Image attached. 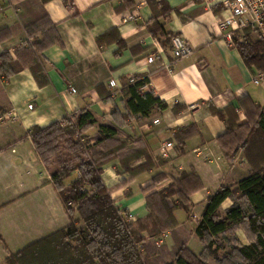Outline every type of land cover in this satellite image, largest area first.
<instances>
[{
	"label": "crops",
	"instance_id": "crops-1",
	"mask_svg": "<svg viewBox=\"0 0 264 264\" xmlns=\"http://www.w3.org/2000/svg\"><path fill=\"white\" fill-rule=\"evenodd\" d=\"M69 1L70 5L62 0H0L5 4L0 54L7 51L14 60L15 52L29 41L44 39L40 55L47 76V83L39 85L26 67L7 80L0 77V244L8 246L5 257L70 222L51 172L25 134L34 125L46 126L84 110L95 120L85 132L87 144L99 140L100 125L113 128L116 140L126 144L119 153L125 164L120 158L106 163L101 178L120 211L144 238V264H176L181 246L200 256L203 245L195 227L207 197L250 170L242 151L228 149L227 137L222 136L228 128L250 126L264 113V88L252 83L263 63L247 64L237 45L230 46L219 36L218 18L225 0L208 5L202 0ZM164 4L171 11L163 15ZM154 17L168 35L184 37L191 54L173 61L169 40L154 37L149 30ZM38 20L43 24L34 28ZM50 26L55 33L48 32ZM251 34L247 32V44L261 42L264 48ZM152 53L155 60L146 63L144 58ZM165 63H170V70ZM131 76L147 79L140 92H151L166 107L153 108L147 116L130 113L124 90ZM110 80L116 81L120 92L112 93ZM30 103L32 109L27 108ZM212 108L220 110L223 118ZM13 109L18 118L4 120L2 115ZM168 137L174 148L164 158L159 149ZM133 153L137 158L131 160ZM141 164L145 165L142 170ZM184 172L195 173L201 182V188L188 196L189 212L173 209L167 219L169 228L151 236L137 225L149 214L146 196L176 183ZM18 174L20 179L15 180ZM156 175L160 177L153 188L143 191ZM7 177L15 181L10 183ZM72 177L64 183L78 173ZM230 204L225 199L220 211ZM236 235L240 243H248L242 230ZM222 251L236 255L237 247ZM213 261L208 257L206 264Z\"/></svg>",
	"mask_w": 264,
	"mask_h": 264
},
{
	"label": "trees",
	"instance_id": "trees-1",
	"mask_svg": "<svg viewBox=\"0 0 264 264\" xmlns=\"http://www.w3.org/2000/svg\"><path fill=\"white\" fill-rule=\"evenodd\" d=\"M40 1L44 3L49 0ZM62 1L70 5L69 0ZM170 11V6L164 4L162 14ZM37 23L34 28L43 24L39 20ZM46 29L48 32L56 31L54 26ZM149 30L154 37L170 40L171 35L164 31L155 17ZM27 35L31 38L29 32ZM100 40L99 38L98 42ZM43 41L44 39L29 41L15 52L17 57L14 60L7 51L2 52L0 77L7 80L11 74L27 67L36 82L45 85L47 76L42 68L40 55L45 45ZM117 42L120 47L123 45L120 39ZM261 44L257 42L247 44L248 46L237 45L247 64L263 63L264 48ZM146 80L142 78L134 84H126L125 104L134 115L147 116L153 108L166 107L151 92H140ZM211 110L223 118L220 110ZM94 123L92 114L84 110L72 116H64L46 126L34 125L26 132L25 137L31 140L44 166L49 168L53 159L59 165V170L52 173L50 179L70 222L65 227L8 254L6 264H144V238L124 218L101 178L102 166L106 163L120 158L123 165L125 164L123 155L119 154L123 149L119 145L122 142L114 137L116 131L109 126H99L100 138L96 146L98 144L102 148L94 151L90 149L89 159L82 158L83 145L73 140V135L78 134L87 144L85 132ZM223 137H227L228 149L234 147L235 153L237 150L242 151L250 170L236 183L222 185L207 197L201 218L195 227V233L203 245V253L196 256L181 246L176 252V264H206V258L210 256L215 264H264V113L260 112L250 126L240 125L235 130L228 128ZM62 143L70 156L65 159L61 157ZM139 167L142 170L145 165L141 164ZM74 170L79 172L78 177L65 184V179ZM157 181L156 175L142 190H151ZM200 188L201 182L195 173H182L176 183L146 196L149 214L144 220L138 221L137 225L148 230L151 236L159 235L169 228L167 219L173 209L181 208L186 213L189 212L188 196ZM227 198L231 200V204L221 212L220 205ZM75 212L77 217L74 216ZM240 228L246 235L247 244L227 236L231 231ZM137 245H140L142 251ZM225 246H236L237 254L225 251L220 256L219 252Z\"/></svg>",
	"mask_w": 264,
	"mask_h": 264
},
{
	"label": "built area",
	"instance_id": "built-area-1",
	"mask_svg": "<svg viewBox=\"0 0 264 264\" xmlns=\"http://www.w3.org/2000/svg\"><path fill=\"white\" fill-rule=\"evenodd\" d=\"M212 0H202L203 3L208 5ZM223 9L221 15L218 18V28L220 29L219 36L230 46L246 45L249 42L250 37L247 36V32L253 33L259 40L264 43V0H225L222 2ZM5 11V4L0 3V19ZM169 51L172 60L175 61L179 58L185 57L192 52V48L189 42L179 34H172L169 40ZM146 63H151L155 60V55L149 54L145 58ZM264 63V54H263ZM164 67L170 70V63L163 64ZM135 76L128 78V84H134L141 80ZM252 83L264 88V71L256 70L252 76ZM109 87L112 89V93L120 92L115 80L108 82ZM72 92H75L74 88H71ZM198 104L190 106L191 109H195ZM28 109L33 108V104H27ZM4 120H16L18 114L16 110H12L5 115H2ZM159 120L154 119L153 122L157 123ZM174 148V143L171 137L163 140L159 155L161 157H170ZM122 215L126 220H129L128 216L122 212ZM139 250L142 251L140 245H137Z\"/></svg>",
	"mask_w": 264,
	"mask_h": 264
},
{
	"label": "rangeland",
	"instance_id": "rangeland-1",
	"mask_svg": "<svg viewBox=\"0 0 264 264\" xmlns=\"http://www.w3.org/2000/svg\"><path fill=\"white\" fill-rule=\"evenodd\" d=\"M251 34V33H250ZM251 36H252V38H255V34H251ZM263 65H264V63H263ZM263 71H264V69H263ZM10 121H12V120H10ZM73 140L74 141H79L80 143H81V146H82V148H83V152L84 153H81V156H82V158L83 159H89L90 158V149H91V151L93 150H99L100 148H102V146L101 145H98L97 144V146H96V144H89V145H87L84 141V139H82V138H80L79 137V135L78 134H74L73 135ZM88 141V140H87ZM119 145H121L123 148H125V146H126V144L125 143H120ZM61 146H62V148H61V154H62V158H67V157H70L69 156V154H68V151H67V149L65 148V146H64V144L62 143L61 144ZM121 148V147H120ZM129 158L132 160V159H135V158H137L136 157V153H133V154H131V155H129ZM73 163L75 164L76 163V161H73ZM49 169V171L51 172V173H54V172H57L58 170H59V165H58V163H57V161L55 160V159H53V162H52V164H51V166H50V168H48ZM14 172H15V170H14ZM74 172H77L78 174H79V172L77 171V170H74V171H72V173H74ZM51 173H50V175H51ZM72 173H71V175H70V177H68V178H66L67 180H70V179H72L73 177H72ZM158 178H159V175H158ZM14 178H12V177H7V181H9L10 183H12L10 180H13ZM20 179V175L18 174L17 175V177H16V179L15 180H19ZM15 180H13V181H15ZM77 213L75 212L74 213V216L75 217H77ZM127 222H131V221H128L127 220ZM132 223V222H131ZM237 230H242V228H240V229H236V230H233V231H231L230 232V234H228L227 236H229V237H231V238H236L237 239V235H236V232H237ZM243 231V230H242ZM244 232V231H243ZM244 235H245V233H244ZM29 237V236H28ZM245 237H246V235H245ZM26 238H27V236H26ZM247 239V238H246ZM248 241V240H247ZM223 244V243H222ZM27 246V245H26ZM6 247H8V246H6ZM6 247L4 246V245H1L0 244V264H5L6 262H5V259H6V254H7V249H6ZM226 247H228V246H225L223 249H225ZM23 248V247H22ZM230 248V247H229ZM16 252V251H15ZM227 252V251H226ZM11 253H14V252H11ZM224 252L221 250L220 252H219V255L221 256L222 254H223ZM10 254V253H9ZM210 258H211V256H210ZM208 258H206V260H207ZM211 264H215V262L213 261V263H211Z\"/></svg>",
	"mask_w": 264,
	"mask_h": 264
}]
</instances>
